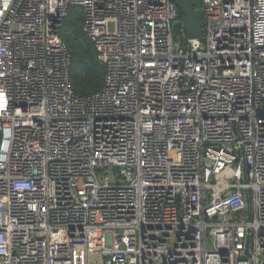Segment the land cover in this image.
Returning <instances> with one entry per match:
<instances>
[{
    "label": "built area",
    "instance_id": "1",
    "mask_svg": "<svg viewBox=\"0 0 264 264\" xmlns=\"http://www.w3.org/2000/svg\"><path fill=\"white\" fill-rule=\"evenodd\" d=\"M202 1L0 0V264H264V0Z\"/></svg>",
    "mask_w": 264,
    "mask_h": 264
},
{
    "label": "trees",
    "instance_id": "2",
    "mask_svg": "<svg viewBox=\"0 0 264 264\" xmlns=\"http://www.w3.org/2000/svg\"><path fill=\"white\" fill-rule=\"evenodd\" d=\"M179 13L180 17L184 18L181 9ZM83 25L84 10L80 7H72L68 17L63 20L60 35L66 42L70 53L71 80L75 92L85 97L103 88L106 68L99 61L94 45L84 33Z\"/></svg>",
    "mask_w": 264,
    "mask_h": 264
},
{
    "label": "water",
    "instance_id": "3",
    "mask_svg": "<svg viewBox=\"0 0 264 264\" xmlns=\"http://www.w3.org/2000/svg\"><path fill=\"white\" fill-rule=\"evenodd\" d=\"M176 4L184 14V19L176 27L186 32L189 39L203 40L205 25L202 0H176Z\"/></svg>",
    "mask_w": 264,
    "mask_h": 264
},
{
    "label": "rangeland",
    "instance_id": "4",
    "mask_svg": "<svg viewBox=\"0 0 264 264\" xmlns=\"http://www.w3.org/2000/svg\"><path fill=\"white\" fill-rule=\"evenodd\" d=\"M92 264H99L95 255L92 256Z\"/></svg>",
    "mask_w": 264,
    "mask_h": 264
}]
</instances>
